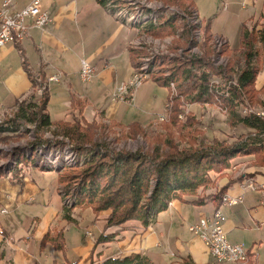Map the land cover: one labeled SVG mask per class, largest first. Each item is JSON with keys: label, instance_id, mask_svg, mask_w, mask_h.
<instances>
[{"label": "crops", "instance_id": "crops-1", "mask_svg": "<svg viewBox=\"0 0 264 264\" xmlns=\"http://www.w3.org/2000/svg\"><path fill=\"white\" fill-rule=\"evenodd\" d=\"M159 1L167 4L163 0ZM30 2L11 0L9 11H20ZM184 2L197 11L211 38L218 36L225 39V52L222 51V55L227 58V63L230 60L234 62L238 72L245 67L256 69L253 88L257 92V102L254 105H264V0ZM40 8L50 18L47 25L40 28L27 20L28 28L24 37L0 47V116L3 112L14 111L16 102L29 95L34 94L37 100L38 94L35 93L38 87L32 86L24 70L23 55L33 75L38 77L36 80H42L45 85L48 94L46 108L52 121L70 120L78 113V109L71 107L70 103L74 96L82 101L80 114L88 121L101 120L117 125L119 129L121 126L124 130L129 124L137 123L145 132L158 123L159 117L165 113L169 88L156 80V75H151L149 80L132 89V102L111 100L117 85L131 76L139 59L133 47L141 37L138 28L116 20L97 0H40ZM248 41H251V46L247 45ZM246 47H251L252 51L248 62ZM82 59L87 60L94 69V76L87 82L79 79ZM52 75H59V80L48 81ZM187 104L186 114L194 117L202 129L207 128V115L199 114V108H222L215 103ZM227 118L243 128L244 132H249L248 128ZM221 136L225 135L219 131L214 134L220 140L223 139ZM34 164L37 165L36 162L26 164L17 160L15 167L0 174V209L8 206L6 212L0 213V264H34L35 261L40 264H90L91 257L95 260L98 257H123L130 253L146 255L155 264H172L183 258H188L193 264H217L206 244L189 232L188 226L210 216L218 207L224 217L227 240L233 244H244L247 248L248 258L244 264H264V189L258 188L259 184L264 183V167L254 162L253 155L236 158L232 166L233 172L238 170L237 174L244 176L241 181L229 185L224 192L241 197L236 205L220 204L217 207L210 198L203 199L200 204L175 199L167 209L158 212L148 226L134 220L108 228L105 234L115 232L116 239L100 244H96V240L103 232L107 212L102 211L96 216L89 208L66 209L60 198L62 194L57 172L46 188V185L34 180L35 170H30ZM248 180L252 181L254 188L246 186ZM227 181V177L219 178L214 184L215 188L198 191V194L214 193ZM29 188H32L31 192ZM45 188L48 192V195L45 194L47 203L53 206L41 215L28 214L23 221V215L20 217L18 212L22 204L34 203V195L40 196ZM51 193L55 195L53 202L49 199ZM187 199L193 201L196 197ZM74 213L83 216L86 230L84 238H73L72 250L66 252L65 249L62 252L52 244L42 242L46 233L62 230L66 247L67 238L63 228L66 224L76 222ZM99 217L102 226H88V222L95 223ZM20 224L24 225V229L21 230ZM27 232L35 243L39 242L43 246V262L36 258V251L29 244L24 243L25 246H22L20 240L27 236ZM111 246L115 248L114 251L108 250Z\"/></svg>", "mask_w": 264, "mask_h": 264}, {"label": "trees", "instance_id": "trees-1", "mask_svg": "<svg viewBox=\"0 0 264 264\" xmlns=\"http://www.w3.org/2000/svg\"><path fill=\"white\" fill-rule=\"evenodd\" d=\"M97 1L101 5L105 4V0ZM163 1L181 5L185 3L184 0ZM161 16H157L155 23L139 26V31L155 36L170 34L176 27V20L169 17L170 19H163L161 22ZM202 34L200 44L202 55L190 56L186 52L182 59L171 61L169 75L155 76V79L163 86L170 87L165 106L166 123L163 125L166 131L165 134L150 140L145 150H119L113 145L115 143L113 139L108 140L106 135L99 139V143L93 141L92 143L91 139L95 131L98 128L104 131L106 125L98 123L95 119L90 121L84 119L80 114L83 103L74 96L70 103L71 107L78 109V113L70 120L52 121L46 108L48 102L46 88L37 100L32 94L17 101L12 115L0 121V133L4 136L7 133H16L23 124H34L38 134L50 132L53 141L44 140L38 135L33 145L44 144L48 148L60 150L65 147L66 151L72 152L73 159L68 164L60 162L54 167L40 166L57 172L63 199L70 200L66 206L89 208L96 216L102 211L107 212L103 232L97 238L96 244L116 239L115 232L105 234L108 228L119 227L134 220L140 221L144 226L150 225L155 220L156 214L167 209L169 203L175 199L200 204L204 201L203 199L210 198L218 207L227 187L233 182L241 181L244 178L243 175L230 178L214 193L201 195L198 191L214 185L224 176L225 170L234 165L238 157L253 155L254 162L264 167V136L261 135L264 132V121L254 113L239 112L240 107L257 102V92L253 88L256 69L245 67L239 73L236 71V64L231 60L225 66H215L210 58L211 37L207 27H203ZM251 44V41H248L247 45L251 46ZM250 48L245 49L246 60L252 52ZM222 51L225 52V49ZM22 58V65L32 86L34 88L41 86L42 80H36L38 77L33 75L23 55ZM152 62L151 60L147 70L148 79L152 74ZM161 63L165 62L162 60ZM234 73H237L235 85L227 87L213 85V80H218L226 86V82ZM194 102L220 105L227 110L230 120L237 121L236 123L248 128L249 132L239 135L232 142H220L214 138L201 136L203 133L198 127L199 123L191 115L184 116L188 110L182 109L184 104ZM174 126L179 131L187 132V146H181L180 140H175L173 137ZM120 128V138L134 139L147 136V132L137 123L129 124L125 130L121 126ZM198 134L201 136L200 139L196 138ZM59 137L66 142H72V147L66 145L60 147L62 142L56 141ZM28 154L23 153L24 156ZM24 156L15 157V166L17 160L31 164L36 162L38 165L37 158ZM66 165L67 167H63ZM60 166L63 168L59 169ZM13 167L14 165H9L6 168H0L7 172ZM191 196H195L196 199L188 201L187 198ZM66 218L70 220L68 216ZM42 242L52 244L56 250L62 252L65 250L62 230L46 233ZM176 263L193 264L188 258L172 264ZM90 264L155 263L146 255L130 253L123 257L103 259L98 257L95 260L91 257Z\"/></svg>", "mask_w": 264, "mask_h": 264}, {"label": "rangeland", "instance_id": "rangeland-1", "mask_svg": "<svg viewBox=\"0 0 264 264\" xmlns=\"http://www.w3.org/2000/svg\"><path fill=\"white\" fill-rule=\"evenodd\" d=\"M167 4L171 7H173L176 10V12H173L174 14H171L170 16L166 15L168 18H164L163 13L168 14V12L166 13V12L162 11L163 13L161 16L162 17L161 21L163 19L167 20L170 18L171 19L174 18L176 20V27L174 28V30L170 34H167L164 36H155V35H151V34H150L151 37L148 36L149 38L148 37L143 38L141 36L140 39H138L139 44L136 45L134 48L136 50V52H138V57H139V59L137 61V66H138V64L141 65L143 63H148L146 61L147 59H152L153 62L151 64V66H152V74L151 75H157V76L169 75L170 72L168 69L171 65V61H173V59H182L185 56L183 54L186 53L187 49L191 46L190 43H189V45L187 44L188 40H195V34L196 35L198 34L196 24L194 23L193 20L188 19L189 15L191 13V11L189 9V7H191V5H187L185 3L182 5L178 4V3H167ZM176 6H177V9L175 8ZM155 9H158L157 5H155ZM183 13H184V15H183ZM202 29H203V26H201L200 39H202V35H203ZM147 40L148 41L152 40V41L150 43ZM154 41H155V43H154ZM200 44H201V40H200V43L197 44L199 49H200ZM209 45L211 47V39L209 41ZM165 46H167V47L165 48ZM224 47L225 46H223L221 48V50H224ZM171 50H173V51H171ZM174 50H176V51H174ZM188 54H191V53L189 52ZM211 54H212V48H211ZM201 55H202V51H201ZM162 60L165 63L162 64L161 63ZM148 67H149V65H148ZM147 80H149V79H147ZM39 86H37V87H39ZM169 89H170V87H169ZM174 89H176V88L174 87ZM175 92H176V90H175ZM35 94H37V93H35ZM41 95H42V93L40 95H37V99L39 97H41ZM186 104L183 105V108H182L183 110L185 109ZM250 107H251V109L252 108L254 109L255 107H256V109L259 108L258 105H254V104L249 105L248 108H250ZM209 108H211V109H204V108L200 109L199 108V114L201 113L202 115L203 114L207 115L205 118V123H206L207 128L202 129L201 126L198 125V127L201 129V131L203 133V135H201V136L208 137L209 139H213V138L217 139L214 137V134L217 131H219L222 133V135H225V136H221V137H223V139H221V140L217 139L218 141H220V142L221 141L232 142L239 135L246 134V132H244L243 128H241L239 125H238L239 126L238 127L235 123H231L228 120L227 110H225L223 108H216L213 106H209ZM243 110H244L243 107L239 108V112L241 114H243ZM12 111L13 110L9 111L8 113L3 112L2 116H0V121H2V120L4 121L6 118L10 117L12 115ZM196 114H198V113H196ZM185 115H188V114L185 113ZM192 118H194V117H192ZM181 119H183V118H181ZM97 121H98V123L105 124L106 127H105L104 131L102 130V128L101 129L98 128L95 131L94 135L92 136L91 142L93 141V142L99 143V139H102L103 135H106L108 137V140L113 139V142H115V146L118 147L119 150L120 149L132 150V151L145 150L147 148L150 140H152L153 138L155 139L156 136H160V135L165 134V131H166L163 128V125H164V123H166V120H164V121L158 120V123L154 124L153 127L151 126L152 128H149L147 130V136L146 137H137L134 139L126 138L125 139V138H120L121 134H120V129L118 128V126L103 122L101 120H97ZM186 133H187L186 131H179V129H177V127L174 126V131L172 132V135L175 138V140H180L181 146H187L188 144L186 143V141H187ZM38 135H40V134H38L37 128L34 124H26V125L23 124V125H21V128L19 130H17L16 133H7L5 136L0 133V154L2 155V157L0 158V164L2 161L7 160V159L13 158L15 160V157L19 156V155L21 157H23L24 155L22 152H24L25 150H27L29 154L27 156L25 155L24 157H27V158L29 157V158L34 159L35 158V154L33 152L34 148L38 145H44V144L33 145V143L37 140ZM40 136L44 140H49V139L52 140V138H51L52 134L50 132L43 133ZM201 136L198 134V136L196 138L200 139ZM57 140L62 142V145H59L60 147H63L64 145H66L68 147L69 146L72 147V145H73L72 142H66L65 139H62V138L60 139V137L56 138V141ZM194 143H195V141H194ZM103 144H105V142ZM8 151H9V153H8ZM72 165H70V166H72ZM63 167H67V165L63 166ZM63 167L60 166L59 169H62ZM33 168L35 170V172L33 173L35 175L34 180L40 184L46 185V188H48L49 184L53 180V177H55V174H56L55 170L54 169L53 170H46V169L41 168L40 165H35V164L31 166L30 170ZM59 169H56V170H59ZM0 171L2 172L1 168H0ZM231 171L233 172V167H230V169L225 170V172L223 173L224 174L223 177H227V180H229L230 178L236 177V175L238 176V174H237L238 170L237 171L235 170L233 173ZM40 173H45V174L41 175ZM48 174H51L52 176H50ZM213 187H214V185H210L209 187H207L205 189V191H210ZM46 188L44 189L43 194H40V196L34 195V198H36L34 203H30V204L24 205V206L22 204V207L19 209L18 212L20 213V217H22L21 215H23V218H22L23 221H24V216H27L28 214L41 215L47 209H49L50 207L53 206L52 203H47L48 200H47V198H45V194L48 195ZM59 189H61V186ZM28 190H29V192H31L32 188H29ZM199 191H202V190H199ZM204 193H206V192H204ZM29 194H28V196H29ZM56 194H58V192H56ZM201 194H202V192H201ZM60 198H61L62 203H63V196ZM49 199H51V201L53 202L55 200V195L53 193H51V195L49 196ZM26 202H29V200ZM74 204H75V202H74ZM65 206L66 205H64V207ZM4 208L7 210L8 206H4ZM65 208H67V209L78 208V209L82 210V208H80L78 206L74 207V208H73V206H66ZM102 215H103V213L101 214V216ZM74 217L76 219V222L66 224V225H64L65 227L63 228L64 233H66L65 237L67 238V240H66L67 246L65 247L66 252L69 250H72L71 248H72L73 238H77V237H79L81 239L84 238L83 237L84 231L86 230L85 229L86 227L83 224L85 221L83 216H79L77 213H74ZM18 222L20 223L22 221H18ZM132 222L133 221H128L126 223H132ZM87 224H88V226H92V225L95 226L96 224H100V226H102V219H101V217H99L95 221V223L94 222L93 223L88 222ZM20 226H21V230H22V228L24 229V225L22 226L20 224ZM96 231H97V229L95 228L94 232H96ZM20 242H21L22 246H25L24 243L29 244L32 247V250L36 251V258L40 259V261L43 262L44 257H45V254L43 251V246H41V244H39V242L35 243V241L31 238V234L29 232H27V236L24 237L23 239H21ZM34 246L36 247L35 249H34ZM106 249H107V247H105V250ZM25 250H27V249H25ZM108 250L114 251L115 248L113 246H111ZM113 253L114 252H111V254H113ZM107 254L108 253H105V255H107ZM34 264H40V263H37V261H35Z\"/></svg>", "mask_w": 264, "mask_h": 264}, {"label": "built area", "instance_id": "built-area-1", "mask_svg": "<svg viewBox=\"0 0 264 264\" xmlns=\"http://www.w3.org/2000/svg\"><path fill=\"white\" fill-rule=\"evenodd\" d=\"M7 1L3 0L0 4V47H3L7 43L19 41L24 37L27 32L26 21L30 20L31 23L36 27H44L50 22V18L46 11H43L40 8V0H31V2L25 6L22 10L14 13H3V6H7ZM115 1V0H114ZM137 1V0H134ZM150 9V8H147ZM191 13L188 17L189 20H193L197 27L198 34H195V40H188L191 46L188 48V55L200 56L201 50L198 48L200 43V33L202 21L197 13V11L189 7ZM152 10V9H151ZM163 21V20H162ZM161 21V22H162ZM196 44V45H195ZM226 45L225 39L212 36L211 38V60L215 66H225L227 64V58L222 55L221 48ZM94 76V69L90 63L82 59L80 61L79 68V79L82 82L90 81ZM148 79L146 73H143V79H136V72L133 71L131 76L120 82L114 92L112 93V101H123V102H132L133 95L132 85L134 83H144ZM48 81H58L59 75H52L48 77ZM213 85H218V87H227L229 85L236 84V75H232L230 80L225 84H221L218 80H213ZM45 85L42 84L37 88L36 93L40 95L44 89ZM249 106L243 107V114L254 113L256 116L260 117L264 121V105L256 107L253 109L248 108ZM166 110V109H165ZM182 114V112H181ZM166 118V113L161 115L159 119L164 121ZM264 136V132L261 134ZM53 141V140H50ZM246 186L248 188H254V185L251 180L246 181ZM259 189H264V183L259 184ZM221 204L226 206L236 205L241 201V197L230 195L224 193L221 196ZM6 212V209H0V213ZM224 217L220 208H216L213 213L208 217L200 218L196 223H194L195 235L198 236L208 247L210 254L212 255L214 261L217 264H244L247 262L248 251L244 244H233L227 240L226 233L223 227Z\"/></svg>", "mask_w": 264, "mask_h": 264}, {"label": "bare ground", "instance_id": "bare-ground-1", "mask_svg": "<svg viewBox=\"0 0 264 264\" xmlns=\"http://www.w3.org/2000/svg\"><path fill=\"white\" fill-rule=\"evenodd\" d=\"M10 3H11V1H7V6H3V13H11L9 11ZM155 5L158 6V9H155ZM102 7L105 9V11L108 14H110L116 20H118V21H120V22H122L128 26H132V27H136V28H138L139 26H143L145 24H148V23H155L157 16L162 15L163 12H166V13L168 12V14L163 13L164 17H167L168 15L170 16L171 14H174L173 12H176V10L173 7L169 6L168 4H164L159 0H137V1L124 0L123 2L119 1V0H115V1L114 0H105V4L102 5ZM147 8H150V9H147ZM175 8L177 9V6ZM183 15H184V13H183ZM140 34L143 38H146L148 36L151 37V35H148L145 33H140ZM151 41H148V42L151 43ZM154 43H155V41H154ZM138 44H139V42L136 45H138ZM136 45H134L133 47H135ZM166 47L167 46H165V48ZM171 51H173V50H171ZM174 51H176V50H174ZM187 52H188V49H187ZM151 60L152 59H147L146 61L148 63H143L141 65L138 64V66L134 68V71L136 72V79H143V73L147 74L148 65H149ZM147 76H148V74H147ZM138 84H140V83H134L132 85V89L135 86H137ZM159 120L161 121L162 119H159ZM51 138H52V136H51ZM113 145L115 146V143ZM115 148H118V147L115 146ZM33 152L35 154V158H37L38 165H43V166H47V167H54L57 164H59L60 162L68 164L73 159L72 152L66 151L65 147L62 150H60V149H53L51 147L48 148L47 146H44V145H38L34 148ZM8 153H9V151H8ZM23 153L28 154V151L25 150ZM9 165L15 166V160L13 158L2 161L0 164V167L6 168ZM69 202H70L69 199H66V200L63 199V204L68 205ZM193 225H194V223L190 224L188 226V229H189V232H192V234L195 235Z\"/></svg>", "mask_w": 264, "mask_h": 264}]
</instances>
